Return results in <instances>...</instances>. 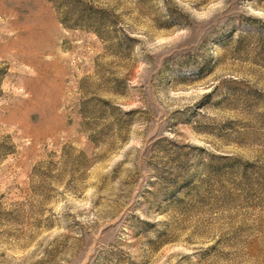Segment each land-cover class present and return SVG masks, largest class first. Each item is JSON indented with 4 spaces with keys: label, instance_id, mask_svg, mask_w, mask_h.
<instances>
[{
    "label": "rangeland",
    "instance_id": "374dc122",
    "mask_svg": "<svg viewBox=\"0 0 264 264\" xmlns=\"http://www.w3.org/2000/svg\"><path fill=\"white\" fill-rule=\"evenodd\" d=\"M0 264H264V0H0Z\"/></svg>",
    "mask_w": 264,
    "mask_h": 264
},
{
    "label": "trees",
    "instance_id": "16d2710c",
    "mask_svg": "<svg viewBox=\"0 0 264 264\" xmlns=\"http://www.w3.org/2000/svg\"><path fill=\"white\" fill-rule=\"evenodd\" d=\"M95 14V13H94Z\"/></svg>",
    "mask_w": 264,
    "mask_h": 264
}]
</instances>
